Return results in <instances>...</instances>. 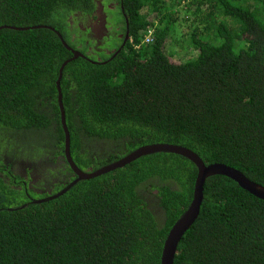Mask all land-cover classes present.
Returning <instances> with one entry per match:
<instances>
[{
    "label": "trees",
    "instance_id": "trees-1",
    "mask_svg": "<svg viewBox=\"0 0 264 264\" xmlns=\"http://www.w3.org/2000/svg\"><path fill=\"white\" fill-rule=\"evenodd\" d=\"M98 1L0 0V264H161L192 201L196 166L159 153L33 203L76 179L56 82L73 56L62 40L73 51L86 40L73 17L92 15ZM101 1L107 11L114 4L128 40L110 57L78 51L84 58L63 68L76 166L95 171L142 146L172 144L264 187V0ZM182 5L199 26L185 39L195 57L176 61L168 43ZM20 158L31 166L25 176ZM174 264H264V200L225 176L208 178Z\"/></svg>",
    "mask_w": 264,
    "mask_h": 264
},
{
    "label": "water",
    "instance_id": "water-1",
    "mask_svg": "<svg viewBox=\"0 0 264 264\" xmlns=\"http://www.w3.org/2000/svg\"><path fill=\"white\" fill-rule=\"evenodd\" d=\"M36 28H41V26L40 27L16 28V30H29V29H36ZM49 29L54 31V29L52 28H49ZM55 34L62 40V37L58 32H55ZM62 44L63 46H65L67 50H70L72 52L73 56L69 60L65 61L59 70V76L56 82L57 92H58L57 100H58V107L60 111V118H61L60 121H61L62 128L65 134L64 155H65L66 162L69 165L72 172L75 174L76 179L73 182H71L66 188H64L60 193L54 196H48L41 200H34L33 203H42V202L50 201L54 199L55 197L60 196L61 194L65 193L73 185H75L77 182L81 180H89V179H93V178L105 175L111 171L122 168L125 165L141 157H144V156L159 154V153L181 156L189 160L196 166L197 177L195 179L192 201L190 205L187 207V209L184 211V213L172 225L171 229L168 232L164 245H163L162 255H161V264H174V258H175L177 248H178V245L182 237L184 236L185 232L192 226L195 220L198 218L200 207L203 201L204 184L208 178L217 176V175L225 176L231 179L232 181H234L240 188L249 192L251 195L255 196L258 199L264 200V187L252 182L237 169L227 166L226 164H221V163L205 165L203 161L200 159V157L194 152H192L191 150L185 147L176 146L172 144L145 145L129 153L128 155L118 160L117 162L101 167L100 169H97L95 171L80 170L76 166V164L73 162L71 158V154H70V136H69V132L67 130L66 124H65V112H64L63 105H62L60 81L62 78V71L65 65H67V63H69L70 61L77 59L78 57H81V58H84V57H83V54H81L80 52L71 50V48H69L68 45L63 40H62Z\"/></svg>",
    "mask_w": 264,
    "mask_h": 264
},
{
    "label": "flooded vegetation",
    "instance_id": "flooded-vegetation-1",
    "mask_svg": "<svg viewBox=\"0 0 264 264\" xmlns=\"http://www.w3.org/2000/svg\"><path fill=\"white\" fill-rule=\"evenodd\" d=\"M101 0L97 3V8L92 15H81L76 14L73 17L71 24L75 23L82 30V36L86 37L85 42L83 43L82 48L80 45L77 47L78 51H83L87 53L88 57H91L93 52H98L99 54L103 53L104 55L110 57L111 55L117 53L122 49L123 45H126L128 40V34L123 36L120 32L122 24L117 22L116 16L113 14L114 4L111 3L107 6L108 11L105 10L104 6L101 4ZM81 37V36H80ZM119 40H122L121 42ZM86 48V51L83 50ZM80 52V53H83ZM94 56V54H93ZM84 57V55H83ZM98 151H103V149H98ZM108 152L110 149L107 150ZM27 160V159H26ZM28 161V160H27ZM26 168L31 169V166L27 165L23 158H20L19 164V173L26 175ZM41 170V166L39 168ZM89 170H92L91 168ZM31 178L33 179L32 183L39 179V173L37 168L32 169ZM36 173V174H34ZM56 182V179H53L52 183ZM47 190L48 186H44ZM50 193V192H48ZM152 200V197L148 198V202Z\"/></svg>",
    "mask_w": 264,
    "mask_h": 264
},
{
    "label": "rangeland",
    "instance_id": "rangeland-1",
    "mask_svg": "<svg viewBox=\"0 0 264 264\" xmlns=\"http://www.w3.org/2000/svg\"><path fill=\"white\" fill-rule=\"evenodd\" d=\"M178 9V22L175 26V31L169 40L168 51L176 61L191 60L195 57V53L194 51H191V47L187 42L188 40H185L186 34L188 30H193L199 25L195 23L196 21L190 25L194 21V18L191 16L186 5H182ZM186 16L190 17V19H186ZM98 159L100 160V158Z\"/></svg>",
    "mask_w": 264,
    "mask_h": 264
}]
</instances>
